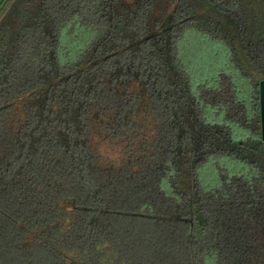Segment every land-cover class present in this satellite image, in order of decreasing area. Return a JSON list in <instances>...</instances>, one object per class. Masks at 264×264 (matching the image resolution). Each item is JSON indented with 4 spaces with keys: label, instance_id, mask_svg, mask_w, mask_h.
<instances>
[{
    "label": "trees",
    "instance_id": "16d2710c",
    "mask_svg": "<svg viewBox=\"0 0 264 264\" xmlns=\"http://www.w3.org/2000/svg\"><path fill=\"white\" fill-rule=\"evenodd\" d=\"M1 14L0 264H264V0Z\"/></svg>",
    "mask_w": 264,
    "mask_h": 264
},
{
    "label": "water",
    "instance_id": "95a60500",
    "mask_svg": "<svg viewBox=\"0 0 264 264\" xmlns=\"http://www.w3.org/2000/svg\"><path fill=\"white\" fill-rule=\"evenodd\" d=\"M261 138L264 141V81L259 85Z\"/></svg>",
    "mask_w": 264,
    "mask_h": 264
},
{
    "label": "rangeland",
    "instance_id": "374dc122",
    "mask_svg": "<svg viewBox=\"0 0 264 264\" xmlns=\"http://www.w3.org/2000/svg\"><path fill=\"white\" fill-rule=\"evenodd\" d=\"M3 14V13H2ZM2 14L0 15V18H1V16H2Z\"/></svg>",
    "mask_w": 264,
    "mask_h": 264
}]
</instances>
